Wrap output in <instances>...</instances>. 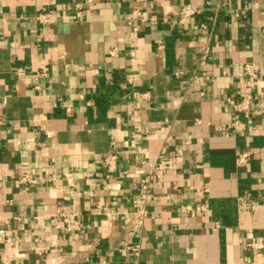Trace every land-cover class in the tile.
I'll return each instance as SVG.
<instances>
[{"label":"crops","instance_id":"1","mask_svg":"<svg viewBox=\"0 0 264 264\" xmlns=\"http://www.w3.org/2000/svg\"><path fill=\"white\" fill-rule=\"evenodd\" d=\"M263 179L264 0H0V264H264Z\"/></svg>","mask_w":264,"mask_h":264},{"label":"built area","instance_id":"2","mask_svg":"<svg viewBox=\"0 0 264 264\" xmlns=\"http://www.w3.org/2000/svg\"><path fill=\"white\" fill-rule=\"evenodd\" d=\"M92 0H87V2H91ZM248 10V6H244L238 10L235 11V15L237 17H244L246 12ZM197 13L196 11H194L190 6H185L182 8L181 10V16L183 18H188L191 15ZM37 20H39L42 23H50L52 21V16L51 14L47 13V12H42L40 14H38L36 16ZM142 19L143 21L147 20V16L140 12L139 10H133L127 17L128 23L132 24V22L135 19ZM135 30H138L137 26L134 27ZM202 28H205L204 24L202 25H197L195 24L193 26V29L196 32H199ZM115 51L116 48H113L111 50V54L115 55ZM208 54H209V48H204L203 49V53L201 56V64H204L207 61L208 58ZM246 69V74L248 76L251 77V79L253 80V83H255V79L257 78V67L255 64H249L245 67ZM178 75H183L184 72L182 71H178L177 72ZM197 74L194 73L192 75V78H196ZM256 84V83H255ZM229 103L232 105V107L237 111H246L248 109L251 108L252 106V96L251 95H247L244 96L242 100H235L233 98H229ZM236 120L234 121L233 125L236 127L237 123H238V114L236 115ZM169 138V136L167 137V139ZM166 152L167 149L165 147H163L160 151L159 156L156 159L155 165H154V169L159 170V168L161 167L162 162L165 160V156H166ZM250 154L249 152H243L241 153L238 158H237V165L242 167L245 166L249 160ZM112 158H115V156H112ZM152 176H146L144 179L141 180L140 183V189H139V196L136 200V208L135 211L133 212V219L135 221L134 225H133V231L136 233L137 236H139L140 234V230L143 226L144 220L145 218L148 216L149 214V204L152 201L153 198V193L150 187V181H151ZM261 185H262V190L264 192V179L261 181ZM75 196L74 191H70L68 198H72ZM64 221L67 222L68 224V231L69 230H80L81 226H80V222L77 218V213L75 214H71L68 217L64 218ZM0 240H8V231L5 227L0 226ZM248 245L255 250L261 249L262 247H264V238L262 237H251V241L248 243ZM136 248H139V245H135ZM132 246L126 245V248H122L120 250V252H125L127 249H131ZM15 255V254H14ZM14 255H9V256H5L2 258V263L3 264H12Z\"/></svg>","mask_w":264,"mask_h":264}]
</instances>
